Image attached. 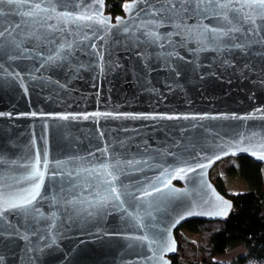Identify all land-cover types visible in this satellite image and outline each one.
<instances>
[{
    "label": "water",
    "instance_id": "obj_1",
    "mask_svg": "<svg viewBox=\"0 0 264 264\" xmlns=\"http://www.w3.org/2000/svg\"><path fill=\"white\" fill-rule=\"evenodd\" d=\"M33 2L55 5L46 23L16 11L0 16V32L8 29L0 37V191L28 187L16 181L37 155L45 176L27 218L16 211L0 215V264H172L179 228L232 213V200L209 179L213 168L240 157L264 164L244 150L264 142V22L257 20L256 34L246 22L235 25L240 30L221 37L217 48L210 38L202 41L200 26L233 25L191 8L164 14L170 19L157 27L147 22L160 15H147L145 0L131 10L128 0L114 18L104 0ZM62 12L93 19L64 23L57 19ZM117 160V186L128 185L136 201L124 196L123 205L101 207L100 165ZM157 177L169 185L164 192L190 195L177 193L150 208L147 201H158V194L137 190L162 186ZM193 189L227 201V215H204L215 209L194 206ZM137 214L155 227H141ZM162 229L168 250L144 259L152 255L147 241L141 248L132 237Z\"/></svg>",
    "mask_w": 264,
    "mask_h": 264
},
{
    "label": "snow or ice",
    "instance_id": "obj_2",
    "mask_svg": "<svg viewBox=\"0 0 264 264\" xmlns=\"http://www.w3.org/2000/svg\"><path fill=\"white\" fill-rule=\"evenodd\" d=\"M147 15L156 16L160 15V19L158 20H150L147 23L155 24L157 27L162 24L168 22L164 14L171 13L175 16H180L183 13H187L191 8L194 12L198 14H204V18H208V16L214 17H222L224 21L228 24L233 25L232 28L227 30L219 27H211L208 25H201L199 36L203 40H208L209 38L215 44L217 48H219L221 37L228 36L229 33L234 31H239L240 29L235 27V25L240 24L241 22H246L253 27H249L248 31L254 34L257 33L256 27H254L257 23V20L264 22V0H180L179 4L174 2V0H155V3H149L148 0H145ZM159 5V7H157ZM64 6V5H62ZM137 6V0H133L132 5H125L128 10H131L132 7ZM27 8V11L20 12V9ZM145 9H141L144 11ZM12 11L19 12L24 17L30 18H38L35 19L34 22H44L46 23L47 19L51 17L47 15L48 12H55V5L52 6H42L40 2H33V0H0V16L7 17ZM231 14V15H230ZM57 19L64 23L75 22L77 20H92L93 17L80 14L74 16L71 12H62L57 15ZM101 24L106 23L104 19H100L98 21ZM24 23V21H21ZM175 27H180L179 24H175ZM15 27H20V24H16ZM14 30V29H13ZM127 31V29H125ZM5 32H8L6 28L4 32H0V37L4 36ZM11 35V32H9ZM149 36L158 37V34L149 30ZM168 35H171L169 33ZM234 47L238 45H232ZM51 59V57H50ZM0 115H4V113H0ZM35 115V113H33ZM110 115V114H108ZM67 119V117H63ZM253 137L256 136V133L252 134ZM239 143H243L241 140ZM245 151H252L253 155H260L261 159H264V142L249 144L248 148L244 149ZM46 155V153H45ZM15 163V162H13ZM45 165H47L48 161L45 159L43 161ZM59 163V162H58ZM127 163L131 164V161ZM41 158L39 155L35 158L33 162H31L26 167L28 171L25 175L20 177L16 183L20 184L21 182H28V187H17L14 191H0V215L5 214L8 211H16L21 213L27 218L31 211L34 209L31 208L33 202L36 200L37 196L40 194V189L42 182L44 180L45 173L41 171L40 168ZM120 161L117 160L114 163H103L100 165V168L103 170L99 174V178L97 179V188L96 192V203L101 207L105 206L109 201H117L120 205L127 203V201L123 200L124 196H132L133 200L136 201L135 194L128 190V185L120 182L119 186H117V181L121 174ZM198 167H204V165H197ZM90 172H94L95 169L86 170ZM175 171L183 173L185 171L184 168H177ZM188 171H192L191 168ZM57 173L53 172V175ZM171 175V173H162V175ZM111 177V179H108ZM157 181L162 185L160 187L157 186V182L150 183L147 187L142 189H138L137 191H141L144 196H149L152 192L157 193L159 196L158 201H147L148 206L151 208L154 204L164 203L169 199L173 198L177 193L181 195H190L189 193L181 192L180 190H172L170 192H164V188L169 187L168 183L160 181L159 177H157ZM75 187V185H73ZM102 189V190H99ZM193 192L196 196L199 197L198 201H194V206H203L208 205L210 208L215 209L214 211L204 212V215L209 216H226L227 210L230 207V204L227 201H224L218 195L214 193L209 195L207 192L193 189ZM213 196H215V200H213ZM68 203H74L73 201H69ZM114 207L117 205H113ZM132 206V205H129ZM141 206V202H136L135 207L139 208ZM91 215V213H89ZM131 215V214H129ZM148 215H151L149 212ZM188 215H192L191 212H188ZM133 219L140 224L141 227H149L154 228L155 225H143L140 216L137 214L133 217ZM163 231L166 229H162L161 232H155L151 235L145 233L141 236L132 237V239L138 242L139 246L143 248L145 246V241H147L148 251L152 253L151 256H144L143 258L146 260L158 259L157 254L163 250H168V242L165 240L163 236ZM155 245V247H153Z\"/></svg>",
    "mask_w": 264,
    "mask_h": 264
},
{
    "label": "trees",
    "instance_id": "obj_3",
    "mask_svg": "<svg viewBox=\"0 0 264 264\" xmlns=\"http://www.w3.org/2000/svg\"><path fill=\"white\" fill-rule=\"evenodd\" d=\"M104 1L106 13L114 18L123 14L128 0ZM222 163H227L224 175L242 178L250 190L230 193L224 189L221 177L209 176L215 188L232 200V213L221 222L189 221L180 228L185 234L178 229L174 233L178 250L172 264H222L217 257L239 248L244 250L243 255L228 264H264V164L244 157Z\"/></svg>",
    "mask_w": 264,
    "mask_h": 264
},
{
    "label": "rangeland",
    "instance_id": "obj_4",
    "mask_svg": "<svg viewBox=\"0 0 264 264\" xmlns=\"http://www.w3.org/2000/svg\"><path fill=\"white\" fill-rule=\"evenodd\" d=\"M226 166H227V163H222V164H219L218 166H215L213 168V170L210 172L209 176L211 178H214V179L217 177L218 178L221 177V179L223 181L224 189L230 193L231 192L241 193V192H246V191L250 190L247 183L242 178H239L236 175H230V176L224 175L223 171L226 169ZM179 231L181 233H184L183 229L179 228ZM190 237L193 238V236H190ZM243 253H244V250L239 248V249L233 250V252H231V253L217 257L216 260L219 263L228 264V263H231L232 261H234V259H236L240 255H243Z\"/></svg>",
    "mask_w": 264,
    "mask_h": 264
}]
</instances>
